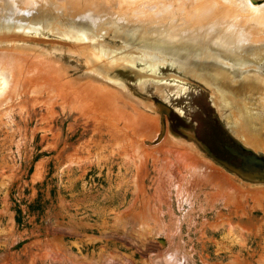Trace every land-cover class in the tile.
<instances>
[{"label": "rangeland", "instance_id": "374dc122", "mask_svg": "<svg viewBox=\"0 0 264 264\" xmlns=\"http://www.w3.org/2000/svg\"><path fill=\"white\" fill-rule=\"evenodd\" d=\"M9 1L0 0L1 30L38 25L76 41L102 36L116 49L127 47L136 70L157 67L165 79L147 81L143 91L163 101L169 113L160 119L106 82L99 85L114 93L106 92L115 98L109 108L124 113L126 122L91 117V111L104 113L90 107L95 99L86 101L90 110H69L67 100L53 99L55 80L44 79L52 75L66 82L64 90L74 87L72 81L86 83L82 75L91 56L55 58L42 48L1 41L0 264H264V184L234 173L228 162L214 158L211 147L214 141L230 143L234 135L264 155V140H257L264 138V128L254 131L240 111L245 101L261 108L264 86L232 94L226 75L216 82L215 68L264 73V55L255 60L240 52L237 60L250 65L235 66L236 59L215 44L221 29L204 32L209 27L195 19V0H160L169 16L161 14L159 0H100L82 10L61 0ZM138 3L155 7V21L138 20L150 12L135 13ZM162 56L164 64L154 63ZM193 58L208 69L185 64ZM174 74L186 80H174ZM251 83L257 85L255 77ZM139 115L148 127L139 128Z\"/></svg>", "mask_w": 264, "mask_h": 264}, {"label": "bare ground", "instance_id": "6f19581e", "mask_svg": "<svg viewBox=\"0 0 264 264\" xmlns=\"http://www.w3.org/2000/svg\"><path fill=\"white\" fill-rule=\"evenodd\" d=\"M7 1L11 2L9 0H7ZM61 1L65 2V3H69L71 6V9H73V10H79V9L82 10L85 6L91 7V5L95 1L99 2L100 0H61ZM78 1L80 2L79 3L80 6L77 7ZM148 1H147V3H148ZM163 1L159 0L160 3L158 2V4L161 5L163 3ZM213 1L212 0H195L194 3L192 2L193 9H191V10L194 12L193 15H196L195 19L197 20V22H200L199 24H205L209 27V29L205 30L204 32H207V31L212 32L213 29L216 28V26L219 29H221L219 31V32H221V34H218V36H216L217 42L215 44L218 45L219 47H222L221 49H224V51H228V54L231 55L232 58L236 59L234 61L235 66H239V67H245L246 66L247 67L250 65V64L248 65V64L243 63L244 61L240 62L239 60H237V58H239L241 54H247V55L252 56L255 60H259L260 56L264 55V3L256 4L253 0L252 1L251 0H240V3L238 2L239 0H221V1H225V3L227 2L229 4H228V6L222 5L221 7H219V5L216 4V2L220 1V0H213ZM8 2H5L7 7H8V5H10V3H8ZM152 2L154 3L153 0H152ZM165 2L166 1H164V3ZM237 2H238V5L240 4L239 6L236 5ZM170 3H171V1H170ZM214 3L217 6L215 5L213 7ZM61 4L63 5V3H61ZM88 4H90V5L88 6ZM158 4H156V5H158ZM183 4H182V6H184ZM152 6L153 5L150 4V7L148 8V6L145 7V5L144 6H142L140 4L137 5L136 8L134 9V11H135V13L137 12L138 15H140L142 13L141 11L143 10V8H144V10L150 9L149 10L150 12L148 11L149 13H147V11H146V14H144V15L141 14L142 16H139L140 18H138V20L143 21V22H146V21L152 22L151 20L154 17V15H153L154 12H153V14H151V11H152L151 9L155 8L154 6H153L154 8H152ZM164 6H166V4L161 5V7H160L161 11L159 9L161 14L163 13L164 10L166 12V9L169 8V6L168 7L166 6L167 8H165ZM187 6H188V4L186 3L184 8L187 9L186 8ZM137 7H139V8H137ZM158 8H157V11H158ZM181 8H183V7H180V9ZM184 8L182 10H184ZM190 8H191V5H190ZM140 9H142V10H140ZM87 10H89V9H87ZM130 10H132V9H130ZM144 10H143V12H145ZM157 11H155V13ZM159 11L156 14H159ZM189 11H190V9H189ZM240 11H241V13H240ZM165 12H164V14H165ZM130 13H132V11ZM182 13H184V12H181L180 14H182ZM169 14H168V16H169ZM134 16H136V15H134ZM156 16L158 17V15H155V17ZM225 16H226V18L228 17L227 23L222 24L220 22V19L224 18ZM238 16H241V17L238 18ZM162 18H163V16H162ZM132 20L134 21L135 19L132 18ZM153 20H154V18H153ZM187 20L186 21L189 22V19H187ZM0 31H4V32H0V33H2V35H0V42L1 41L9 42V44H13V45L25 43L24 45H30V46L36 47L38 50H40L42 48L43 50H46L47 52H49V54L55 58H57V56L59 58H61L62 57L61 55L65 54V53L68 56H75L78 58L84 57L86 54H90L92 56L93 60L95 61V64L91 68L93 70H86L84 75H82V77L89 78V80L86 83H78V82L74 83L72 81V84H70V83H68V84H69V86L74 85V87L71 90H67V89L64 90L63 86H65V84H67L66 82L63 84V83H61L62 81H58L55 78L52 79V77H51L52 75L51 76L49 75V77H51V78H49L47 76V78L44 79V80H48L50 82H54L53 80H55V82L58 84V85L56 84L54 89L53 90L51 89V90L54 93L53 99L55 98V100H58V99L59 100H63V99L67 100L68 106L66 107L65 105H63L64 104L63 103L62 104L63 108L66 107L69 110H73V109H75V110H77V109L78 110H90V107H91L94 110H96L97 107L98 108L101 107V111H103L104 113L98 114V113H93L91 111L90 112L91 117L93 116V118H94V117L99 116V115H101V116L106 115L107 117L110 116L111 120H114L113 118L117 117V119L119 120L118 123L123 122V121L126 122L127 118H126L124 113H119V112H116L114 110H110L109 107L113 105L112 101H114L115 98H112L106 92H110L111 94H114V93L110 90L102 89L101 86L99 85L101 82H106V83L110 84L111 86H115L116 90H118V91L121 90L123 92V94L129 100L137 101V102H139L138 103L139 106L144 105L147 109L153 110L154 113L159 114L160 119L164 115H166L165 113H163V110L169 109V107L163 101H161V100L157 99V97L143 91V90H145V85H146L147 81H162L165 78H159V76L156 73L158 70L157 67H150L151 70L149 72H144L142 70H136L134 68L135 65H134L133 61L130 60L128 57L127 50L125 49L127 47L116 49L114 46L102 42V39H103L102 36L92 37L90 35H86L84 40L82 39L81 41H76V40L71 39V38H63V37H59L58 35H54L52 33V31H48V29H44L43 27L38 26V25L33 26L31 29H27V30H24V29L15 30L14 29V31L10 30L11 32H9L6 29L5 30L0 29ZM241 33H242V35H245V36H241ZM258 33H260V35H258ZM242 37H244V38H242ZM240 39L242 40V42L244 40H250L251 44L250 45H248V44L241 45ZM186 40H189V39H186ZM207 43H209V42H207ZM221 43H223V45ZM247 43H249V42H247ZM201 44H202V46H206V44H204L203 42ZM256 44H258V45H256ZM220 45H222V46H220ZM234 50L239 52V54H236ZM53 52L56 56L53 55ZM137 52L141 53V55L143 53L150 54V55L152 54L150 52H145V51H141V52L137 51ZM212 52L213 51H211L210 54ZM240 52H241V54H240ZM155 55L157 57L161 56V55L159 56L158 54H155ZM213 55L216 56V54H213ZM212 59H215V57H212ZM165 60L166 59H164V57L162 56V58H160L159 61L154 62V63H157V65L164 64ZM196 60H198V62H196ZM196 60L194 59L191 62V61H189V59H186L185 64L189 63L190 66H193V67L196 66L200 70H201V68H202V70L208 69V68H206V67H208V65L206 67H204L201 63H199L200 60L198 58H196ZM239 62H240V65L238 64ZM154 63L152 65L157 66ZM174 63L178 67L180 66L179 68H181L183 70L184 66L180 60L175 59ZM215 68H216V70L218 72V76H219L218 80L216 79L217 80L216 82L217 83L221 82L222 78L225 77V75H226L227 80H226L225 87L232 94H238V95H242L244 93L250 94L251 92L255 91L256 87H258L259 85L264 86V73H261V72L256 73V72L251 71V70H246L244 72H241L238 70L236 71V69H235V71L232 72L230 70H226V69L224 70L222 68L220 69V67H215ZM56 74H58V73H56ZM207 74H208V77H207V75L201 74L203 76V79H204V76L207 78H210L211 74L208 71H207ZM197 75L200 78L201 75H199V74H197ZM239 75H241V77L239 78L238 81H236L234 83V81L236 80V76H239ZM15 76H17V74H15ZM171 76L174 78V80H181V81L186 80V77H182V76H179L177 74H174ZM254 77L257 80L256 86H252V83H251V81H252V79H254ZM28 78H29V76H28ZM41 79L42 78H40V80ZM229 81H231V83ZM55 82H54V84H55ZM132 82L137 85V88L134 87V84ZM19 83H17V84L20 85ZM35 85H36V83H35ZM16 86L17 85L15 84L14 85L15 89H16ZM36 86H38V85H36ZM51 90H50V92H47V93L50 94ZM40 94H41V92H40ZM94 96L97 98H95ZM232 97H233V102L234 101L236 102V100H238L239 105H241V100L235 99L236 97H234L233 95H232ZM147 98H149L151 100V101H149V103H147V100H148ZM262 98H263V103L260 102L261 108H259V109L257 107L250 108V106L248 105V102L245 101L243 104L244 109L240 110V111H242V113H244L243 114V117H244L243 122H245V118H246V120L249 123L254 125V127H255L254 131H257V130L259 131V129L264 128V95ZM90 99L91 100L95 99V101L90 102V107H89V106H86V101L87 100L89 101ZM99 100H100V103L98 105ZM104 109L107 111H105ZM121 110L124 111L122 108H121ZM253 110H256L255 114H254ZM236 113H238V112L236 111L234 114H236ZM133 117L135 119V116H133ZM110 119H107V120H109V122H111ZM137 119H138L137 124L139 125V128L144 127V126L148 127L147 124H145L146 123L145 119L148 120L146 117L143 119V117L139 115V116H137ZM234 119L238 120L239 118H237V116H235ZM116 122L117 121L114 120L113 123L116 124ZM113 123H112V125H113ZM105 124H107V123H105ZM108 124L111 125V123H108ZM111 127H114V126H111ZM149 127H151V126H149ZM139 128L135 127V129H139ZM246 128H249V127H246ZM139 130L141 131V129H139ZM140 131H139V134H140ZM254 135H256V133H254ZM259 139L264 140V138H260V137L257 140H259ZM185 158H186V156H185ZM187 158L191 162H193L194 164L196 163L195 162L196 159L194 160V157L188 156ZM198 163H200V160L198 161Z\"/></svg>", "mask_w": 264, "mask_h": 264}, {"label": "flooded vegetation", "instance_id": "af4514ba", "mask_svg": "<svg viewBox=\"0 0 264 264\" xmlns=\"http://www.w3.org/2000/svg\"><path fill=\"white\" fill-rule=\"evenodd\" d=\"M211 147L213 154L216 156L214 158L218 161L228 162L233 167L234 173H238L241 170L247 171L245 164L252 160H257L254 164L259 170L256 182L264 184V155L251 151L246 143L241 142L234 135L230 136V143L221 145L219 142L214 141Z\"/></svg>", "mask_w": 264, "mask_h": 264}, {"label": "water", "instance_id": "95a60500", "mask_svg": "<svg viewBox=\"0 0 264 264\" xmlns=\"http://www.w3.org/2000/svg\"><path fill=\"white\" fill-rule=\"evenodd\" d=\"M86 55H90V54H86ZM85 55V56H86ZM84 56V57H85ZM91 56V55H90ZM83 58V57H82ZM95 64V61L93 60V58H92V56H91V62H90V64H86L85 65V70H93V69H91L92 67H93V65ZM133 83V82H132ZM148 100H147V103H149V101H151L149 98H147ZM163 113H166V114H168L169 113V109H165V110H163ZM182 130V132H185V130H183V129H181ZM190 137H192V138H194L193 137V135L192 134H190L189 135ZM255 161H257V160H252V161H250V162H247L245 165L247 166V171H243V170H241L240 171V175L244 178V179H246V180H254V181H256V178H257V176H258V174H259V170L254 166V164L256 163Z\"/></svg>", "mask_w": 264, "mask_h": 264}]
</instances>
